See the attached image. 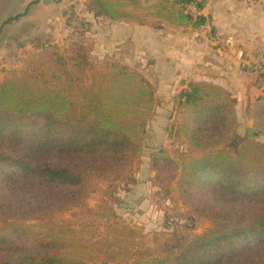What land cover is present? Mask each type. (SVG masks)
Masks as SVG:
<instances>
[{"label": "trees", "instance_id": "16d2710c", "mask_svg": "<svg viewBox=\"0 0 264 264\" xmlns=\"http://www.w3.org/2000/svg\"><path fill=\"white\" fill-rule=\"evenodd\" d=\"M207 1L89 7L115 22L198 30ZM258 99L250 120L264 135ZM156 105L145 76L118 63L98 67L70 47L54 45L30 70L0 80V264H264V143L247 136L235 144V105L213 83L190 82L178 96L174 134L190 152L152 155L156 184L209 228L158 250L136 227L101 232L81 220L92 190L121 182L142 156Z\"/></svg>", "mask_w": 264, "mask_h": 264}, {"label": "rangeland", "instance_id": "374dc122", "mask_svg": "<svg viewBox=\"0 0 264 264\" xmlns=\"http://www.w3.org/2000/svg\"><path fill=\"white\" fill-rule=\"evenodd\" d=\"M28 1L0 0V27L8 18L22 14ZM45 1L19 21L4 26L0 35V80L30 70L38 57L57 45L86 55L104 69L116 63L127 66L146 77L157 98L144 135L142 156L121 182L111 186L100 184L92 190L88 199L90 212L80 216L81 220L94 223L101 232L117 224L136 227L142 232L145 245L158 250H169L190 235L202 234L209 222L192 216L176 194L156 184L152 155L161 148L174 157L190 152L184 140L174 134V124L179 118L178 96L188 83H210L193 77L201 74L229 76V87L223 88L238 116L235 144L247 136L264 143V135L250 120V110L264 96L260 80L264 73V12L261 37L262 20L250 11L253 5L208 0L202 12L207 18L203 28H172L161 20L165 26L152 28L157 34L153 39L143 34L137 38L138 24L115 22L96 14L89 7L90 0H67L57 12L43 8ZM156 2L151 0L150 5ZM163 30L167 32L164 36ZM166 35L173 40L170 47L162 42ZM143 39L150 40L152 45L144 46ZM216 54L224 58L220 66L215 63ZM73 100L78 104L79 94ZM249 129L256 136L251 137Z\"/></svg>", "mask_w": 264, "mask_h": 264}, {"label": "crops", "instance_id": "0c3cea01", "mask_svg": "<svg viewBox=\"0 0 264 264\" xmlns=\"http://www.w3.org/2000/svg\"><path fill=\"white\" fill-rule=\"evenodd\" d=\"M43 1L45 0H39V2H37L36 4L32 5L31 8L29 9L28 11V14L30 13V11L35 7V6H38V5H41V3H43ZM67 0H46L43 4V8H53L56 12L58 10L61 9V7L64 5V3L66 2ZM30 3V0L25 4V8L28 6V4ZM25 11V9H24ZM253 14H256L257 16L259 15V18H261L262 21H260V27H259V30H261V37H263V12H264V4H254L252 7H251V10H250ZM27 15V14H26ZM25 15V16H26ZM23 16V17H25ZM22 18V17H21ZM258 18V19H259ZM20 20V19H19ZM18 20V21H19ZM258 27L256 26L255 29H257ZM4 29V28H3ZM138 30L136 31L137 32V38L140 37V34H143V35H147L148 37H152L153 39H155V36L157 37V34L155 33V30L152 29L151 27L149 26H141V25H138ZM258 30V29H257ZM165 34H167L166 30H163V34L162 36H164ZM161 37V36H160ZM165 39L166 40H162L163 44H166L167 46H171L173 44V40L167 38V35L165 36ZM140 40V39H139ZM141 41V40H140ZM142 44L144 46H151L152 43L150 42V40L148 41H145V39L142 40ZM261 45H263V42L261 43ZM247 49V48H246ZM187 58H190L191 56H186ZM194 58V57H193ZM215 61L217 60V62H215L217 65L220 66V64H222L224 62V58H222L221 56H218L217 54L215 55ZM164 61H168L167 58H165L164 56ZM203 67V66H202ZM232 67V66H231ZM230 67V68H231ZM234 68V67H232ZM207 69V68H206ZM209 70L212 69V68H208ZM226 70H228V67H226ZM174 74H172L173 76ZM212 75V74H211ZM169 76V75H168ZM170 77V76H169ZM195 78V80L197 81H208L210 83H214L216 85H220L222 87H224L225 89H227L229 87V84H230V80H229V76H225V75H216V76H206V75H203L201 74L200 75H196V76H193Z\"/></svg>", "mask_w": 264, "mask_h": 264}, {"label": "water", "instance_id": "95a60500", "mask_svg": "<svg viewBox=\"0 0 264 264\" xmlns=\"http://www.w3.org/2000/svg\"><path fill=\"white\" fill-rule=\"evenodd\" d=\"M37 2H39V0H36L34 2H30L28 4V6L25 8V11L22 14H18V15L14 16V17H10L7 20H5L2 23L1 27H0V35H1L2 31H3L4 26H6L8 24H12L14 22H17L21 17L25 16L28 13V11L31 8V6L34 5V4H36ZM256 134L257 133L255 131H253L252 129H249V135L251 137L256 136Z\"/></svg>", "mask_w": 264, "mask_h": 264}, {"label": "built area", "instance_id": "2783aa9c", "mask_svg": "<svg viewBox=\"0 0 264 264\" xmlns=\"http://www.w3.org/2000/svg\"><path fill=\"white\" fill-rule=\"evenodd\" d=\"M235 1L241 2L245 5L264 4V0H235ZM187 11H190L194 15L198 13L195 5H190ZM239 58L240 59L243 58L242 52L239 54Z\"/></svg>", "mask_w": 264, "mask_h": 264}]
</instances>
